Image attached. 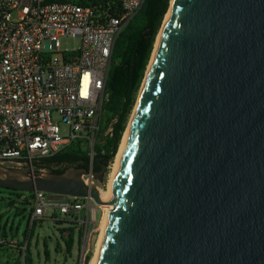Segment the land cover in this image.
<instances>
[{
	"label": "water",
	"instance_id": "95a60500",
	"mask_svg": "<svg viewBox=\"0 0 264 264\" xmlns=\"http://www.w3.org/2000/svg\"><path fill=\"white\" fill-rule=\"evenodd\" d=\"M155 48L110 200L77 168L0 188L112 205L99 264H264V0H175Z\"/></svg>",
	"mask_w": 264,
	"mask_h": 264
},
{
	"label": "built area",
	"instance_id": "2783aa9c",
	"mask_svg": "<svg viewBox=\"0 0 264 264\" xmlns=\"http://www.w3.org/2000/svg\"><path fill=\"white\" fill-rule=\"evenodd\" d=\"M145 1L0 0V165L34 172L35 161L75 142L94 156L115 45ZM64 37L79 39L81 47L62 49ZM86 181H95L92 171ZM28 198L29 237L0 235V248L16 250L18 264H27L31 231L52 210V218L59 220L58 213L82 231L86 264L101 206L84 198L52 201L42 191L19 200Z\"/></svg>",
	"mask_w": 264,
	"mask_h": 264
},
{
	"label": "trees",
	"instance_id": "16d2710c",
	"mask_svg": "<svg viewBox=\"0 0 264 264\" xmlns=\"http://www.w3.org/2000/svg\"><path fill=\"white\" fill-rule=\"evenodd\" d=\"M171 4L172 0H146L140 11L119 37L114 49L111 73L107 83L108 100L103 107L94 156H91L90 150L85 144L75 142L55 156L35 161L33 164L35 173L64 174L71 168H77L100 174L104 168L108 170L114 163ZM110 128L111 132H108ZM0 190L4 189L0 188ZM11 192L18 199L24 194L23 191ZM13 204L14 202H11V205ZM23 205L30 206L31 199L28 198L23 202ZM57 221L58 224H69L60 232L66 256L70 258L73 255L75 246L81 244L83 233L71 223ZM1 232L0 228V234ZM29 232L28 229L24 238L29 237ZM2 236H7L5 229ZM32 236L33 230L31 231L30 241ZM30 241L27 248V264H32ZM61 250L62 246L58 243V251ZM46 254L48 255V251H46ZM90 260L91 257L89 256L86 264H90Z\"/></svg>",
	"mask_w": 264,
	"mask_h": 264
},
{
	"label": "rangeland",
	"instance_id": "374dc122",
	"mask_svg": "<svg viewBox=\"0 0 264 264\" xmlns=\"http://www.w3.org/2000/svg\"><path fill=\"white\" fill-rule=\"evenodd\" d=\"M164 23L162 25L161 32L163 30ZM60 43L62 49L64 50H76L81 47V41L73 37L61 38ZM140 95L141 92L139 93L135 109L137 108ZM135 109L133 111L131 118L135 113ZM130 123H131V119L129 121L127 130L130 126ZM62 132H64V130H62ZM125 134L122 143L120 145L119 151L123 144ZM112 165L108 168V171L104 176L103 181H98L96 179L94 181V183H97L101 193L106 192L109 189L110 176L113 167ZM9 166L20 169H26L24 167L16 166V165H9ZM11 202H14V204L11 205ZM52 214H53L52 210L48 211V213L46 214V218L43 221H38L33 229V236L30 241V257L32 259V264H81L82 241L81 244H77L75 246L72 257L70 258L67 257L60 230L65 227H68L67 225L69 224L67 225L58 224L59 222L54 218H52ZM104 214H105V208H103V205H101V207L97 210L95 241H94L92 253L90 254L91 257L90 264H92L95 254L98 251V246L103 228ZM57 215L59 217L58 219L62 220V217H60L61 215H59L58 213ZM29 216H30L29 207L24 206L21 200H19L17 197L12 195L11 191L5 189L0 190V217H1L0 228L2 232L5 229L7 236L9 238H15L17 240L23 241L25 232L29 228ZM2 232L0 235H2ZM58 243H60L62 246L61 251H58ZM46 251H48V255L46 254ZM18 256L19 254L16 250H11L8 248H0V264H17ZM21 262H23L22 259Z\"/></svg>",
	"mask_w": 264,
	"mask_h": 264
},
{
	"label": "bare ground",
	"instance_id": "6f19581e",
	"mask_svg": "<svg viewBox=\"0 0 264 264\" xmlns=\"http://www.w3.org/2000/svg\"><path fill=\"white\" fill-rule=\"evenodd\" d=\"M174 2H175V0H172V5H171L170 10L168 12V15L166 17L163 30H164L165 25L167 23V20H168V17L170 15V12H171V9L173 7ZM163 30L161 32V35H160L155 47L158 46L159 41L161 40ZM145 82L146 81H144V83H143V88L145 86ZM143 88H142V91H143ZM142 91H141V94H142ZM140 98H141V95L139 97V102H140ZM139 102H138L137 108L135 109V113H134L133 117L131 118V123H130V126H129L126 134H125V138H124L123 144L121 146V149H120V151H119V153H118V155H117V157L115 159L114 164L112 165L113 167H112V172H111V176H110L109 189H108V191L101 193V198H102L103 201H108V200H110L112 198V191H113V187H114V182H115V178H116V173H117L119 161H120V159H121V157H122V155L124 153V150H125V147H126V144H127V140H128V136H129V133H130V130H131V126H132L135 114H136L138 106H139ZM103 208H105V214H104V217H103L102 234H101V238H100V242H99V246H98V251L95 254V257H94V259L92 261V264H99L100 263L101 252H102V248H103V244H104V239H105V235H106V232H107V228H108V225H109L110 216H111V213H112V210H113V206L112 205H104Z\"/></svg>",
	"mask_w": 264,
	"mask_h": 264
},
{
	"label": "flooded vegetation",
	"instance_id": "af4514ba",
	"mask_svg": "<svg viewBox=\"0 0 264 264\" xmlns=\"http://www.w3.org/2000/svg\"><path fill=\"white\" fill-rule=\"evenodd\" d=\"M7 166V165H6ZM8 167H10V168H14L15 169V167H11V166H8ZM17 169V168H16Z\"/></svg>",
	"mask_w": 264,
	"mask_h": 264
},
{
	"label": "crops",
	"instance_id": "0c3cea01",
	"mask_svg": "<svg viewBox=\"0 0 264 264\" xmlns=\"http://www.w3.org/2000/svg\"><path fill=\"white\" fill-rule=\"evenodd\" d=\"M18 263H19V262H18ZM18 263H17V264H18Z\"/></svg>",
	"mask_w": 264,
	"mask_h": 264
}]
</instances>
